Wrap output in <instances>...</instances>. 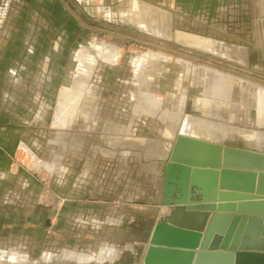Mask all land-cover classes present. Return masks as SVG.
I'll return each instance as SVG.
<instances>
[{
  "label": "rangeland",
  "instance_id": "1",
  "mask_svg": "<svg viewBox=\"0 0 264 264\" xmlns=\"http://www.w3.org/2000/svg\"><path fill=\"white\" fill-rule=\"evenodd\" d=\"M144 2L152 5L155 17L160 10L168 12V37L126 21L123 14L134 0H0V149L6 157L0 159V246L9 248L24 238L38 240L39 235L51 249L53 238H64L53 219L57 216L58 222L68 204L81 199L83 194H73L69 187L87 186L93 170L102 165L100 159L110 160L109 176L118 169L123 173L129 186L123 199L129 203H124L126 208L149 186L154 187L141 199L142 203L152 201L154 219L160 213L169 214L157 204L156 189L161 192V170L178 135L211 140L225 136L227 142L235 132L243 131L251 133L264 149V126L257 123L256 109L218 99L214 107L204 104L212 97L203 95V90L210 92L213 87L206 81L200 85L202 93L197 91L195 72L182 63L231 76L236 85L238 79L264 89V70L249 64L253 53L264 52V45L256 41L254 0ZM217 47L226 52L220 53ZM232 49L236 51L230 54ZM100 50L106 51L107 62ZM115 53L114 62L107 59V54ZM147 53L158 56L146 57ZM85 59H92V71L86 69ZM80 83L94 95L97 107L92 119L79 117L69 128L70 137L84 138L80 148L65 150L55 141L58 130L53 120L61 105L60 92L75 90ZM257 93L258 89L251 88L250 100ZM146 95L159 104L157 115L134 108ZM216 101L227 105L216 109ZM170 114L175 115V124ZM168 131L174 136L165 141ZM121 137L145 139V144L121 146L108 140ZM19 141H28L30 150H17ZM154 145L161 148V154L152 153ZM61 153L64 170L51 171ZM157 165L160 169L156 170ZM144 230H139L141 237ZM10 239L13 242L8 244ZM19 247L29 249L26 243ZM30 254L36 258L38 253L30 250ZM42 254L36 264H48ZM2 256L0 252L5 264L31 263L27 253L9 250Z\"/></svg>",
  "mask_w": 264,
  "mask_h": 264
},
{
  "label": "water",
  "instance_id": "2",
  "mask_svg": "<svg viewBox=\"0 0 264 264\" xmlns=\"http://www.w3.org/2000/svg\"><path fill=\"white\" fill-rule=\"evenodd\" d=\"M188 143L210 154L180 155L174 147L161 192L156 189L157 204L169 214L160 213L144 228L137 258L142 264H264V152L206 140ZM218 201L231 205H216ZM195 216L203 217L200 228L185 225L183 218ZM19 245L2 247L27 253ZM27 254L30 264H36L38 259Z\"/></svg>",
  "mask_w": 264,
  "mask_h": 264
},
{
  "label": "crops",
  "instance_id": "3",
  "mask_svg": "<svg viewBox=\"0 0 264 264\" xmlns=\"http://www.w3.org/2000/svg\"><path fill=\"white\" fill-rule=\"evenodd\" d=\"M144 1L152 3V0ZM144 1L134 0L133 6L123 14V16L126 17V21H131L132 23L148 30V24H156L161 20L162 15H165V28H167L169 24V15L167 14L168 12L160 10V15L155 17L152 14V10H150V6L152 5ZM103 52L106 51L100 50L102 58ZM84 62H86V64L88 65L86 69L88 71H92V59H85ZM85 87L86 86L84 83H80L79 88L75 90L64 88L59 94L61 105L56 109L53 126L58 130V133L55 136V141L62 145L65 150L67 148H73L74 150L80 148L81 143L84 141V138L70 137L69 128H71L72 123H74L75 120H77L79 117L92 119L91 117L94 113V108L97 107L95 105L96 101L94 95L88 93L85 90ZM88 100L89 102H87V104H82L83 102ZM71 102H76L74 106L79 103L76 107L79 109L77 115H75L70 120L61 118L62 110H64ZM136 106L137 105H135L134 108ZM24 123H27V121ZM108 140H116V144L121 146L127 145L126 142H128V144H132L133 147H140L144 146L145 144V139L135 137H121V139L115 138ZM26 143H28V141H25L24 143L21 141L17 142L16 149L19 151L30 150L28 144ZM146 143L148 144V146L151 145V142ZM63 153L58 154L59 158H57L55 162L51 164V171H53L54 169L58 171L64 170L62 166V159H60V157L63 156ZM148 156L150 158V156L152 155L149 154ZM2 158L5 159L6 157L0 149V159ZM84 160L85 162H87V155ZM107 161L110 160L108 158L100 159L99 163H101L102 165L93 170L92 177L89 180L87 186H74L73 184L70 185L69 191L71 190V193L83 195L81 199H76L70 202V204H68L69 207L62 214L61 211L59 212V215L61 214L60 216L62 217H60V220H58V222L56 218L57 216L55 217V220L53 219V225L57 226L60 230L62 229L61 231L64 233L63 235H65V237L63 238L62 236H60V238H53L51 240V249H47L48 251L52 252L45 251L47 246L46 241L38 235L36 236L38 240L29 241V239L24 238L17 242L20 244L26 243L29 246V249H26L27 253L30 254V250L37 251L38 254L36 259L38 260L40 258V255L43 253V259L48 264L53 263L52 260L54 261L53 264H56L55 261L58 264H135L136 262L140 261L139 258H137L136 252V247H141V243L139 242L141 231L139 230L142 227L146 228L153 217L151 210L152 201H150L149 199L147 202L142 203L141 199H145L147 196L146 194L149 195V193L152 192V188L154 187L149 186V188H147L146 191L142 192L141 196L136 199L135 204H130L131 206L126 208V202H124V205L123 199L125 201L129 186L127 187V185L125 184L123 180L124 175L123 173H121V170L118 169L113 173L112 177L109 176L110 172H108L107 170ZM149 170L152 171V168H150ZM5 175L6 174H4L3 176ZM62 175L63 174H61L60 176ZM76 176L77 175H75V177ZM110 177L112 178V180L108 181ZM76 179L77 177L74 178V183H76ZM125 186L127 187L126 191L124 190ZM119 195H124V197H120ZM146 204L148 205L146 206ZM216 205H231V202L218 201ZM216 212H218V210ZM216 212L211 213L215 214ZM232 215L237 216L238 212H234ZM240 216L244 215L240 214ZM210 219L207 223L206 231L209 227ZM232 223L233 219L227 224V227L230 228ZM241 223L242 221L240 222V224ZM205 233L197 251L200 250L201 246L204 243ZM8 242V244H11V242H13V239H10V241ZM13 243L11 245H13ZM29 243L31 244V246ZM35 246L37 249L34 248ZM0 252L3 253L2 257H6L7 251L4 248H2ZM11 256L9 258H11ZM20 259L24 260L25 257H20ZM0 264H5V262L2 261L1 258Z\"/></svg>",
  "mask_w": 264,
  "mask_h": 264
},
{
  "label": "bare ground",
  "instance_id": "4",
  "mask_svg": "<svg viewBox=\"0 0 264 264\" xmlns=\"http://www.w3.org/2000/svg\"><path fill=\"white\" fill-rule=\"evenodd\" d=\"M254 11H255V15L258 19L257 23L255 25L256 26L255 31L257 33L256 34V41H257V44L259 46H261V45H264V37H263L264 35H262L263 34L262 23L264 20V0H254ZM165 26H166V16L162 15L161 20L159 22H157L156 24L152 23V25L148 24L147 29H148V31L151 30L152 33L157 34V36L160 35L162 37H168ZM195 40L200 41L201 38H198V39L196 38ZM217 48L216 49L220 53L224 54L226 52L225 49L222 47H220V48L217 47ZM233 51H236V50L232 49V50H229L228 52H230V54H231V52H233ZM146 55H147L146 57L152 56V58H156L158 56L157 54H151V53H147ZM106 56H107L108 60H111L113 62L117 58L116 53L112 54V55L107 54ZM251 58L252 59H251L250 63H249V61H247L250 65L257 66L258 68L264 70V52L263 53L255 52L252 54ZM182 63L186 64V66L188 68H190L193 72H195L194 73L195 77L193 79L194 80L193 85H195L194 87L197 89V91L200 92V89H201L200 85H203V84L204 85L208 84V85H211L213 87V91H210V92H209V90L204 89L203 93H202V90H201L200 93H202L203 95L212 97L211 102L206 101L204 104L211 105L212 107H214L213 102L215 99H218L220 101H227V102H229V101L230 102L231 101L241 102L245 105H249V107H253L256 109L255 115L257 118V123L259 124V126H264V89H262L260 87L252 86V85H250V83L245 82L244 80H238V79H237L238 85H236L237 84V83H235L236 79H233L231 76L224 75L220 72H215V71H212L210 73V72H208V70H205L204 68H199V67H196L195 65L189 64V62H182ZM92 69L93 68H91V70ZM206 81H207V83L205 84ZM251 88L258 89V93L256 94V98L254 101L250 100V97L248 95ZM220 101L215 102L216 106H217L216 109H222V107L225 106L224 104H226V103H223ZM87 102H89V100L83 102L82 104H87ZM75 103L76 102L69 103V105L64 110H62L61 118H66L67 120H70L75 115H77L79 109L76 107L78 106L79 103L76 106H74ZM138 107H140L139 110L141 112H146V113H150V114H154V115H157L160 112V110H159L160 106L157 103L156 99L154 97H152V95H146L143 103L141 102L140 105L136 106L137 111H138ZM169 118H170V122L175 124V122H176L175 121V115L170 114ZM204 125H205V123H203V126ZM213 126H216V124ZM259 126L257 125L256 128L259 129L260 128ZM169 127H170L169 130H173V128H171V124ZM233 130L235 131V129H233ZM173 136H174V132L168 131V133L165 136V141H166V139L171 138ZM228 136L229 135H227V137ZM192 139L199 140V141H203V140L205 141L206 140L207 142H211V143L235 145L237 147H243V148H247V149H253V150L264 152V149H261L262 148L261 142H257L251 133L241 131V133L235 132L232 139L228 140L227 142H225L227 140V138H225V136L223 138L218 137L215 140H211L209 138H206V136H202L200 138L196 136V138H195L194 136L193 137H187L185 135L184 136L178 135V138L176 140L174 147H176L178 145V153L180 155L190 154V155H193L195 157H199V156L205 157L204 155L208 156L210 154V151H207V150H201L200 151L199 147L196 146L195 144H189L188 142L191 141ZM151 145H152V143H151ZM258 148H259V150H258ZM173 149L170 151L168 157L170 156V154H172ZM203 149H205V148H203ZM160 150H161V148L159 146L158 147H155V145L152 146V153L161 154ZM163 154H165V152H163ZM159 158H161V156H159ZM166 159H165V162H166ZM156 167H157L156 170L160 169V166L158 167V165H157ZM164 168H165V166L161 170L162 175L164 173ZM183 221L186 223L185 225H187V226L189 225V227H193V228L198 229L203 224V217L202 216H195V217H192L190 219L189 218H183ZM81 259H83V258H81Z\"/></svg>",
  "mask_w": 264,
  "mask_h": 264
}]
</instances>
